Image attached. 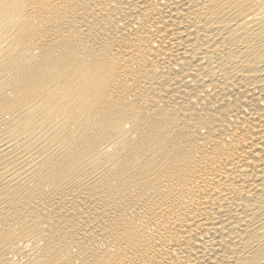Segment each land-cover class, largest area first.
Here are the masks:
<instances>
[{"label": "bare ground", "instance_id": "obj_1", "mask_svg": "<svg viewBox=\"0 0 264 264\" xmlns=\"http://www.w3.org/2000/svg\"><path fill=\"white\" fill-rule=\"evenodd\" d=\"M0 264H264V0H0Z\"/></svg>", "mask_w": 264, "mask_h": 264}]
</instances>
